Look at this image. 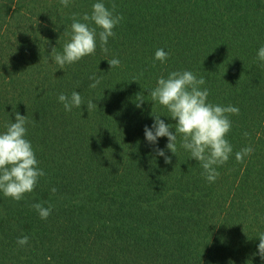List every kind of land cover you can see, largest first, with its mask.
Wrapping results in <instances>:
<instances>
[{
  "label": "trees",
  "instance_id": "16d2710c",
  "mask_svg": "<svg viewBox=\"0 0 264 264\" xmlns=\"http://www.w3.org/2000/svg\"><path fill=\"white\" fill-rule=\"evenodd\" d=\"M96 2L0 0V133L15 112L27 116L25 138L45 172L20 201L0 191V264H264V62L256 59L264 0H102L123 16L107 53L97 38L95 55L57 69L53 48L63 53L73 15H90ZM161 48L164 63L155 60ZM112 58L120 67L110 69ZM184 70L205 77L210 103L240 110L226 136L233 153L213 183L179 135L176 155L167 137L145 139L154 114L175 131L149 90ZM73 91L85 104L66 112L58 96ZM249 145L254 152L238 163ZM34 203L52 206L47 220Z\"/></svg>",
  "mask_w": 264,
  "mask_h": 264
},
{
  "label": "clouds",
  "instance_id": "9594fccd",
  "mask_svg": "<svg viewBox=\"0 0 264 264\" xmlns=\"http://www.w3.org/2000/svg\"><path fill=\"white\" fill-rule=\"evenodd\" d=\"M67 7L71 0H60ZM116 5L109 9L102 0L92 5V12L85 13L81 19L76 14L72 17L71 39L63 47V53L52 50V59L57 64V69H63L66 65L74 64L85 56L95 55L97 49V38L102 51L107 53L109 37H115L114 28L123 20L121 14H115ZM101 29L97 33V27H91L90 23ZM67 35V32L65 33ZM15 52V51H14ZM170 53L164 49H157L155 60L164 63ZM256 59L264 62V46L260 47ZM111 68L120 67L118 58L108 60ZM93 82L90 88H96L100 84V78L95 74L89 77ZM134 81L138 82L136 79ZM206 84L203 76L199 78L191 71H172L167 78L160 76L156 87L149 90L151 101L158 102L164 106L169 117L176 121L175 131H171L172 125L165 123L161 115L154 114V122L151 127L145 125V139L153 145L158 144V139L167 137L166 148L172 154H177V136L181 137L180 147L190 153V157L197 160L202 169V175L209 183H213L219 177L217 171L219 166L224 165L233 153L232 144L226 139L231 131L232 120L230 115H239L237 106L215 105L208 101L210 90L201 87ZM58 100L63 104L66 112H71L73 107L80 108L85 104L84 98L78 91H73L71 96L64 93L59 94ZM136 107L140 108L144 101L142 93L136 96ZM88 112L97 108L93 100L87 101ZM27 116L15 112V122L6 125V131L0 133V191L4 196L15 201L24 199L26 193H31L40 177L45 175L43 169L38 167V160L32 144L25 137L27 135ZM247 137L249 133L245 132ZM157 155L163 156L165 163H171V156L166 155L164 149L157 148ZM254 148L249 145L235 153L238 163H243L245 157H249ZM57 191L55 187L51 189ZM37 210L42 220L52 213V206L44 207L41 203L31 205ZM258 254L264 260V233L259 236ZM29 243V237L24 235L17 239L21 247Z\"/></svg>",
  "mask_w": 264,
  "mask_h": 264
}]
</instances>
